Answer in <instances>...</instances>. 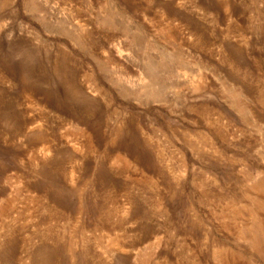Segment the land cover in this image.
I'll return each mask as SVG.
<instances>
[{"label": "rangeland", "instance_id": "rangeland-1", "mask_svg": "<svg viewBox=\"0 0 264 264\" xmlns=\"http://www.w3.org/2000/svg\"><path fill=\"white\" fill-rule=\"evenodd\" d=\"M0 264H264V0H0Z\"/></svg>", "mask_w": 264, "mask_h": 264}, {"label": "bare ground", "instance_id": "bare-ground-1", "mask_svg": "<svg viewBox=\"0 0 264 264\" xmlns=\"http://www.w3.org/2000/svg\"><path fill=\"white\" fill-rule=\"evenodd\" d=\"M108 11V10H107ZM109 17L111 18V19H113V20H118V18H117V16H116V14L113 12V11H111L110 9H109ZM118 22H120L119 20H118Z\"/></svg>", "mask_w": 264, "mask_h": 264}]
</instances>
